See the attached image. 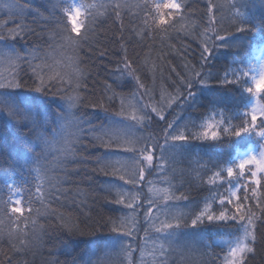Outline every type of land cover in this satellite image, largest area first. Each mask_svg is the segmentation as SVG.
<instances>
[{
  "label": "trees",
  "instance_id": "obj_1",
  "mask_svg": "<svg viewBox=\"0 0 264 264\" xmlns=\"http://www.w3.org/2000/svg\"><path fill=\"white\" fill-rule=\"evenodd\" d=\"M71 2L72 0H59L61 5L72 4ZM85 2L110 3L113 0ZM119 2L126 5L121 9L122 19H117L111 9H108L111 18L101 15L95 32L76 53L71 48L60 51L59 45L56 52H52L48 44L41 45L45 51L52 55L58 54V58L63 59V64L59 66L49 61V65L45 66L41 73L45 79L50 74L49 67H52L54 72L59 71L64 64L75 60L79 69L88 76L87 89L81 87L77 90L80 96L87 92L90 99H104L107 110L85 106L78 101L72 104L60 95L36 92L31 84V72L22 76V80L27 81V84L18 88H0V198L8 199V185L19 186L15 198L22 200L24 210L17 213L18 217H29V199L33 200L32 209L40 208L36 199V185L41 183V180L36 179V169L41 164L46 165L50 175L63 179L64 157L54 149L47 150V145L62 135L67 124L75 127L81 140L89 142L87 147L78 145V154L64 162L67 169L64 187L71 188L72 195L84 201V204L78 207L66 199L50 206L65 214L69 227L75 228L79 225L84 231L89 230L87 226L90 224L95 226L96 221L102 223L110 218L115 220L126 216L128 210L112 200L117 194L132 190L115 176L91 171L99 166L134 163L130 160L133 153L101 146L99 141L91 140L94 136L109 142L113 139L123 142L139 139L147 134L155 135L169 125L171 127L168 131L172 135L185 132L189 138L184 141L165 142L161 137L159 144L155 146L156 163L163 161L174 165V175L172 176L170 168L167 176L159 174L137 185V188L142 189L140 198L144 201L143 204L147 203L146 198L150 197L145 185L151 181L160 186L164 196L172 192L185 195L186 199L173 200L175 203L166 207V214L177 217L195 216L204 210L208 203L213 205L218 214L220 205L213 199V194L218 192L225 198L231 196L226 169L238 164L236 152L249 147L259 149L263 144V138L257 135L256 131H242L239 136L221 135L218 140L194 139L192 134L199 132L203 126L214 120L222 121V128L228 127L233 131L244 127L247 121L246 113L250 111L253 101L245 91L250 81L242 79L233 84L225 81L256 65L257 52L264 46V0H231L232 11L240 13L238 22L244 30L236 31L232 28L225 33L223 40L212 44L203 61L201 47L206 21H202L200 15L204 0H181L185 5L184 18L177 29L165 33L162 29L153 28L155 37L145 35L142 27L133 31L135 25L129 24L130 20H135L137 25L143 24V16L147 13L141 14L140 5L144 0ZM56 3L57 0H0V20L11 17L17 23H42L41 14L52 15ZM154 3L160 1L154 0ZM194 8L196 10L191 11ZM103 11L99 9L98 14ZM47 39L48 37H45V40ZM34 47L33 40L17 38L0 41V52L24 55ZM101 51L106 54L99 55ZM125 51L127 63L133 66L136 77L149 90L148 95H143L144 89L140 88L133 76L123 72ZM76 56L79 59H75ZM185 63L195 65L199 69V76L190 81V86H181L176 99L181 79L178 73H185ZM0 72L8 74L10 69L0 66ZM64 88H69V85L65 83ZM106 91L108 96L115 94L111 103L105 98ZM72 95L75 96L76 93L73 92ZM122 101L128 115L137 110L144 117L142 123L135 125V129L126 131L124 136L119 133L118 122L115 121L116 118H123L116 114ZM145 104L163 107L164 119L160 120L149 111L145 114ZM258 127L264 130V125ZM215 171H219L222 176L215 177ZM234 183L235 181H232V184ZM165 189H168V193H165ZM232 190L237 191L240 199L241 191ZM261 195L264 197V194ZM238 202L239 200H233V204ZM228 207L231 208L232 205ZM155 212L154 207L153 215ZM143 219L142 210L140 224H143ZM45 221L46 217L41 215L39 223L45 224ZM23 227L21 224V228ZM90 231V235H81L64 229H49L43 237V256H37L35 264H45L48 257L53 259V264H98L101 260L104 264H120L119 254L127 244L128 238L104 227L98 231ZM244 233L245 226L236 221L205 220L196 227L182 224L171 229L164 233L159 246L166 248L162 243L169 242L170 246L166 249L191 253L185 261H179L178 258V264H198L199 257L205 259L207 264H218L233 246L243 240ZM144 235L141 228L138 236ZM252 247L254 252L248 255L246 264H264V222H258L257 239ZM134 257L139 264L141 252L136 251ZM5 258L3 253H0V260ZM28 259L31 261V255ZM169 260L175 264L176 257L170 256ZM148 261H151V257ZM124 264H127L126 260Z\"/></svg>",
  "mask_w": 264,
  "mask_h": 264
},
{
  "label": "snow or ice",
  "instance_id": "obj_2",
  "mask_svg": "<svg viewBox=\"0 0 264 264\" xmlns=\"http://www.w3.org/2000/svg\"><path fill=\"white\" fill-rule=\"evenodd\" d=\"M123 7H126V5L121 4L119 0H113L110 3H88L85 0H80L79 3L67 5H61L57 0V3L53 6L52 15L44 16L41 14L42 23H17L11 17L0 20V41L19 38L21 40H33L35 43V47L24 55L7 51L0 52V66H7L10 69L8 74L0 72V88H18L27 84V81L22 80V76L31 72V84L34 91L60 95L72 104L78 101L85 106L107 110L104 99H90L87 92L80 96L77 90L81 87L87 89L88 76L79 69L75 60L64 64L59 71L54 72L52 67H49L50 74L45 79V76L41 73L45 66L49 65V61L51 60L55 62L56 66H59L63 64V59L58 58V54L52 55V53L45 51L41 45L48 44L52 52H56L57 45H59L60 51L71 48L76 53L88 42L90 35L95 32L96 27L100 24L101 15H106L110 19L111 13H114L117 19H122L121 9ZM140 8L141 14L147 13L146 16H143V24L137 25L135 20H130L129 24L135 25L133 31H136L138 27H142L144 34L152 37L156 35L153 28L162 29L165 33H168L169 30H176L184 18L185 5L181 0H163L162 3H154V0H144ZM99 9L104 11L98 14ZM108 9H111V13L108 12ZM195 10L196 8L191 9V11ZM153 12H155V15H153ZM239 16L238 11H232L231 0H204L200 15V19L206 21L202 38L201 61L208 54L212 44L215 41L223 40L225 38L224 34L229 30L232 28H235L236 31L244 30L238 22ZM149 18H151V23H149ZM121 30L123 31V25ZM45 37H48V39L45 40ZM141 38L143 39V37ZM121 47L123 48V45ZM105 54L104 51L99 53L101 56ZM75 59H79V57L76 56ZM122 62L124 63L123 72L133 76L140 88L144 89L143 95H148L149 90L136 77L133 66L127 63L126 51L125 59ZM185 69V73H178L181 79L177 87L176 99L180 94L181 86H190V81L199 76V69L195 65L190 66L185 63ZM172 71H175V69H172ZM242 79L250 81L245 91L253 98V105L250 111L246 113L247 121L244 127L233 131L228 127L222 128V121L214 120L212 123L203 126L199 132L192 134V138L218 140L221 135L234 134L239 136L242 131H256L257 135L264 137V130L258 127L264 125V57L257 65L238 72L232 79L225 82L229 84L239 83ZM65 83L69 85V88H64ZM73 92L76 93L75 96L72 95ZM105 98L108 103H111L115 99V94L108 96L106 91ZM143 107L145 110L154 113L160 120L164 119L163 107L158 108L156 105L151 104H145ZM116 114L132 122L142 123L144 121V117L137 110L128 115L123 101L120 110ZM170 127L169 125L168 128ZM168 128L155 135L147 134L139 139L123 142L115 139L109 142L96 136L91 138L92 141H99L101 146L134 153L136 161L131 165L99 166L91 169L93 172L117 177L125 185H129L132 190L127 193H119L112 200V202L128 210L126 216L115 220L110 218L102 223L96 221L95 226L90 224L87 226L89 230L84 231L79 225L75 228L69 227L65 221V214L50 206L52 203H61L66 199L71 200L78 207H82L84 204V201L76 199L72 195L71 188L64 187L63 181L67 172L64 162L67 158L78 154V145L87 147L89 142L80 139L79 133L72 124L65 125L62 135L47 145V150L54 149L64 157V161H62L63 179L60 176L50 175L44 163L36 169V179L41 180V183L36 185L38 193L36 199L40 203V208L32 209L33 200L29 199L27 203V207L30 209L29 217H18L17 213L23 212L24 209L22 200L15 198L19 191V186L15 184L7 186L9 193L7 200L0 198V253H3L6 257L0 260V264H35L36 257L43 256V237L49 229H64L81 235H90V229L98 231L101 227L128 238L127 244L119 254L120 264H124L125 260L127 264H138L134 257L136 251L141 252L139 264H172V261L169 260L170 256H175V264H178V258L179 261H185L189 259L191 253H178L158 246L154 237L166 230L178 228L182 224L196 227L205 220L209 222L233 220L245 226L243 240L232 247L218 264H246L248 255L254 252L252 244L257 239L258 222H264V197L261 195L264 194V144H262L259 154L251 155L241 160L234 167L226 169L227 183L230 185L228 191L231 192V196L225 198L224 195H220L218 192L213 194V199L217 200L220 205L218 214H216L213 205L208 203L205 209L195 216H169L163 213L161 208L173 200L186 199L185 195H176L172 192L162 198L163 202L158 199L146 198L147 207H145L140 198L142 189L137 188V185L146 179V173L149 169H159V174L167 176L171 168L172 176L174 175V165L163 161L156 163L155 146L159 144L161 137L165 142L169 140L172 142L184 141L189 137L183 131L172 135ZM214 176L219 178L222 174L215 171ZM232 181H235V183L232 184ZM232 189L241 191V198L235 204H233V200L237 198V191ZM164 191L168 193V189ZM229 205H232V207H228ZM153 206H155L157 213L163 215V219L160 218V215H153ZM141 210H143V224H140ZM33 213L35 218H33ZM41 215L46 217L45 224L39 223ZM131 217H135V219H131ZM173 220L176 222L173 223ZM21 224L24 225L23 228H21ZM141 228L145 233L144 237L138 236ZM153 232L155 235H151ZM147 240L153 241L150 262L143 255L144 248L142 244L137 243L138 241ZM4 249H7V251L5 252ZM29 255L32 257L31 261L28 259ZM45 264H53V259L48 257ZM98 264H104V261L101 260ZM198 264H207V261L199 257Z\"/></svg>",
  "mask_w": 264,
  "mask_h": 264
},
{
  "label": "rangeland",
  "instance_id": "obj_3",
  "mask_svg": "<svg viewBox=\"0 0 264 264\" xmlns=\"http://www.w3.org/2000/svg\"><path fill=\"white\" fill-rule=\"evenodd\" d=\"M158 1H160V3H162L163 2V0H158ZM71 3H75V0H73ZM259 52H258V57H257V64L260 62V60H261V58L262 57H264V48H262V49H260V50H258ZM252 105H253V103H252ZM252 105H251V107H252ZM251 107H250V109H251ZM147 113V110H146V112H145V114ZM145 114H144V116H145ZM115 121L116 122H118V127H117V129H119V133H121V134H123V136H124V133L126 132V131H130V130H132V129H135L134 128V126L135 125H139V123H136V122H132V121H129V120H127V119H125V118H116L115 119ZM124 124V125H123ZM263 142H264V137H263ZM261 151V150H260ZM260 151H247V152H244V151H242V152H239L240 153V157H239V162L241 161V160H243V159H246L247 157H249V156H251V155H257V154H259V152ZM236 153H238V152H236ZM236 157H237V155H236ZM130 160H132V161H136V155L133 153L132 154V157L130 158ZM153 173V174H152ZM148 174H151V175H153V176H148ZM157 175H159V173H158V169H149L148 170V173H146V179L144 180V181H142L143 183L144 182H146L148 179H150V178H152V177H155V176H157ZM145 186H147V189H148V191H149V195H150V197H148V198H150V199H158V200H161V202H163L162 201V198L164 197V193L161 191V188H160V186H157L153 181H151L149 184H147V185H145ZM140 188V187H139ZM234 200H239V198H238V194H237V198L236 199H234ZM142 202H144L143 200H142ZM175 202L174 201H171L169 204H167V205H165V206H163L162 208H161V211L163 212V213H166V207L168 206V205H173ZM144 206H146L147 207V203H145L144 204ZM155 206H153V208H154ZM142 211V210H141ZM155 215H160V218L161 219H163L164 217H163V215L162 214H160V213H157V212H155ZM131 218H133V217H131ZM134 219V218H133ZM171 230V229H170ZM170 230H166L165 232H162V233H160V234H158V235H156L155 237H154V240H155V243L159 246V244H160V242L162 241V239H163V237H164V233H167L168 231H170ZM151 235H155V233L153 232V233H151ZM145 236V235H144ZM142 246H143V248H144V251H143V255H144V257H145V259L146 260H148L150 257H151V255H150V253H151V250H152V246H153V241L152 240H147V241H143L142 243ZM166 248H168L169 246H170V244H169V242H164L163 241V243H162ZM234 247V246H233Z\"/></svg>",
  "mask_w": 264,
  "mask_h": 264
}]
</instances>
